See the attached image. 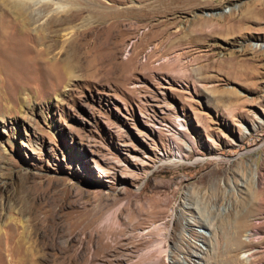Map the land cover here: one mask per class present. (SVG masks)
Listing matches in <instances>:
<instances>
[{
    "label": "rangeland",
    "instance_id": "obj_1",
    "mask_svg": "<svg viewBox=\"0 0 264 264\" xmlns=\"http://www.w3.org/2000/svg\"><path fill=\"white\" fill-rule=\"evenodd\" d=\"M5 3L49 54L0 97V264H264V0Z\"/></svg>",
    "mask_w": 264,
    "mask_h": 264
},
{
    "label": "bare ground",
    "instance_id": "obj_2",
    "mask_svg": "<svg viewBox=\"0 0 264 264\" xmlns=\"http://www.w3.org/2000/svg\"><path fill=\"white\" fill-rule=\"evenodd\" d=\"M4 1L6 2V0H0V70H1L0 72L2 74L1 78H3L5 81L3 80L4 82L0 84V97L6 98L8 100L13 98L12 96L13 92L9 91V89L7 88L6 81L9 80L10 86H14L16 84L12 76L13 73L16 75V77L21 78L24 81H31V82L35 81L36 75H38L39 73L45 70L44 68L45 65L43 64L44 60L42 61L40 59H37L35 55L38 53L39 55L47 53L48 48H46V46L38 49L32 47L31 43H34L37 40L36 36L30 35V33L25 31V29L23 30V32H21L20 26L23 24L24 18H21L20 16L11 17L9 13L11 9L9 10V7H7V4ZM15 1L28 2L31 6H36L41 4L50 6L52 9L51 11L53 13L45 16V19L43 21L45 22L48 21L50 17H53L54 15L55 16H60L62 14L68 15L70 13V7L77 0H15ZM193 1L194 0H185V4H183V6L193 4ZM171 3L169 2L163 7L162 6L149 7L148 5V7L145 8L147 6L146 5L142 8L146 10L147 13L155 12V14H158V13H167L168 10L173 11L177 7H180L175 4L171 5ZM91 17L92 16L84 19V21L90 20ZM74 19L75 18L73 17H69V18L67 17L68 21H73ZM209 20L210 19L204 20V22L210 24ZM121 26L122 23L118 20L110 23L106 29L114 30V32H116V37L120 38L123 35V30H119V31L117 30ZM122 38L123 36L120 38V40ZM94 50L97 51V49H94L93 47L88 48V50L83 52L84 57L88 60L89 57H91V53ZM133 55L134 54L131 53L129 58H127L128 63H130L134 59ZM96 66L97 65H94L92 67L95 68ZM93 72L95 73L96 71ZM19 101L20 98L13 99L14 102L13 106L18 105V103H20ZM23 234H24L23 231L16 233L17 235V239L15 240L16 243L22 240ZM10 239L11 237H9V240ZM20 244L22 246L21 242Z\"/></svg>",
    "mask_w": 264,
    "mask_h": 264
}]
</instances>
